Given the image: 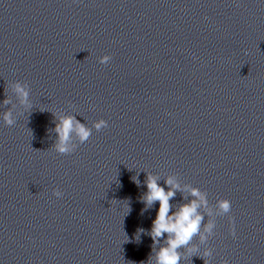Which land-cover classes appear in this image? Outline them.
I'll return each mask as SVG.
<instances>
[{"label":"clouds","instance_id":"1","mask_svg":"<svg viewBox=\"0 0 264 264\" xmlns=\"http://www.w3.org/2000/svg\"><path fill=\"white\" fill-rule=\"evenodd\" d=\"M111 60L109 55H104L99 58V63L107 64ZM14 92L19 97L22 105L30 107L29 105V86L20 82L14 83L12 86ZM3 104L7 106L9 100L6 97ZM3 122L7 126H13L16 123L11 110H7L2 116ZM108 123L104 119L96 121L93 127L100 131L106 128ZM57 141L54 145L55 151L59 154L65 155L73 152L72 147L69 145L70 136L73 132L78 135L80 143L87 142L92 135L91 129L85 124L79 122L75 116H63L60 117L55 125L54 129ZM137 185L139 180L137 177L132 178ZM167 186H160L158 178L151 173H147V179L145 181L147 191L142 195L141 202L144 204V211L150 209L153 204L159 202V209L156 213L155 219L152 221V226L148 235L151 236L153 245L160 244L161 238L167 234V240L164 246H161L155 253V264H180L182 259L179 249L188 248L194 236L199 235L201 241H206L208 237L213 235L215 225L212 222L207 223L204 226V235L201 233V225L204 220V216L198 212L200 207H207L208 201L204 194L199 189L192 188L190 195L194 198L187 204H181L175 212H172V204L170 201L176 195L177 191L181 190L179 183L176 182L174 177H168L164 181ZM53 195L57 198L62 197L63 193L56 189L53 190ZM217 208L221 214H227L231 210V202L228 199L217 200ZM171 213V214H170ZM144 229H138L137 234L143 233ZM137 234L135 239H137ZM231 234L235 236L234 226L231 229ZM190 254L198 252L196 248L188 249ZM212 255V250L209 249L203 253V257H209ZM203 257H201L203 259ZM151 257L149 258V264H151ZM205 264L208 261L205 260ZM222 264H228V261H223Z\"/></svg>","mask_w":264,"mask_h":264}]
</instances>
